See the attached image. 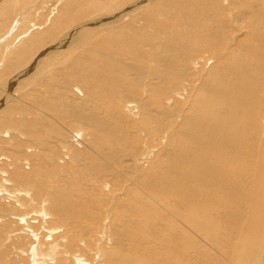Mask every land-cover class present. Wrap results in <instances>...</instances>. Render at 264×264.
Here are the masks:
<instances>
[{
	"label": "rangeland",
	"instance_id": "obj_1",
	"mask_svg": "<svg viewBox=\"0 0 264 264\" xmlns=\"http://www.w3.org/2000/svg\"><path fill=\"white\" fill-rule=\"evenodd\" d=\"M241 14L236 0H0V264L128 255L130 239L118 235L160 188L152 171L176 149L201 91L240 57L249 35ZM196 39H224L222 55L199 50L188 60ZM229 68L235 75V62ZM156 201V211L167 208ZM209 228L217 239L197 233L202 248L165 262L236 264L235 241L227 247ZM251 259L242 264H264L263 253Z\"/></svg>",
	"mask_w": 264,
	"mask_h": 264
},
{
	"label": "bare ground",
	"instance_id": "obj_2",
	"mask_svg": "<svg viewBox=\"0 0 264 264\" xmlns=\"http://www.w3.org/2000/svg\"><path fill=\"white\" fill-rule=\"evenodd\" d=\"M236 1L240 3L241 15L249 19L247 40L244 45L238 44L240 57L225 60L223 65L228 66L227 70L211 77L209 92L206 87L201 91L195 117L185 124L176 149L152 171L154 175L150 180L157 178L160 188L151 193L145 206L137 204L134 219L127 224L126 231L118 235L120 240L130 239L128 255L115 249L110 254L109 264H153V261L157 262L155 264H172L166 263L163 257L175 258L180 253L187 256L185 253L191 247L196 248L194 250L202 248L197 233L217 239V235L206 234L207 229H212L209 227L219 230L222 244L227 247L233 246L235 241L236 264L264 254V118L258 119V114L264 115V57L258 56L264 49V0ZM97 4L99 2L88 6ZM100 18L96 21L106 20ZM115 22L118 21L108 25ZM257 34H260L261 44L256 41ZM225 44L224 39H196L189 43L183 54L189 60L197 51L206 50L220 57ZM214 56H210L211 60ZM233 62L235 75L229 68ZM182 75L180 71H174L173 81ZM231 124L235 125V136L229 129ZM165 167L169 169L168 173L163 172ZM149 185L145 183L148 188ZM156 193L163 196L153 195ZM157 198L164 201L161 205L167 204L166 209H153ZM152 244L160 247L156 250ZM53 252L54 248L47 255L53 256ZM229 255L224 251V263L229 261ZM76 259L80 262V258Z\"/></svg>",
	"mask_w": 264,
	"mask_h": 264
}]
</instances>
